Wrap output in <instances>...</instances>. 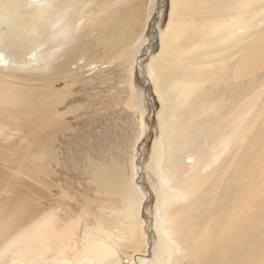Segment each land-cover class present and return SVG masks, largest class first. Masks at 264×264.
I'll use <instances>...</instances> for the list:
<instances>
[{
  "label": "bare ground",
  "instance_id": "obj_1",
  "mask_svg": "<svg viewBox=\"0 0 264 264\" xmlns=\"http://www.w3.org/2000/svg\"><path fill=\"white\" fill-rule=\"evenodd\" d=\"M169 1L165 29H157L162 0H150L143 31L133 46L126 47L131 23L141 8L120 13L116 0H0V152L51 151L53 135L64 131L59 126L61 119L72 112L60 111L69 97L68 89L77 84L82 88L102 85L104 81L94 77L84 82V72L97 66L100 69L110 58L122 59V51L127 52L123 71L129 104L141 112L129 171L114 163L89 161L88 165L97 190L119 199L121 220L116 224L125 236L96 218L93 227L83 224L81 238L70 231L49 232L43 227L27 233L7 229L0 232V264H264L261 243L256 247L262 241L257 230L260 221L250 225L247 208L250 187H259L264 181L259 169L248 170L247 146L255 143L250 163L257 168L264 161V144L260 143L264 138L257 132L264 128L260 124L253 127L256 115L246 118L244 92L224 116L207 123V130L196 123L201 114L196 109L200 97L189 99L201 59L220 52L217 71L228 73L226 86L234 80V88L248 86L243 81L248 65L264 57L261 0L220 2L219 10L229 12L225 18L241 20L229 42H221L223 47L219 41L225 29L218 26L202 37L191 35L183 54L163 57L175 15L182 10V0ZM246 23H252L249 30ZM147 29L151 32L150 50L145 49L142 37ZM121 46L124 48L117 51ZM154 49L157 52L153 54ZM145 58H149V65L141 72ZM177 58L180 62L174 64ZM135 69L141 72L144 85L139 93L133 85ZM57 82L63 86L57 89ZM150 92L158 101L160 129L148 166L156 178V186L149 189L156 199L153 217L145 212L149 199L142 191L140 165L144 140L151 132ZM143 104L145 110L141 109ZM189 126L195 128L194 136ZM226 129L230 132L222 135ZM252 129L257 132L249 135ZM196 138L201 140L199 144H194ZM2 162L1 176L17 179L21 175L19 166ZM30 178L36 180V176ZM206 183L211 186L206 187ZM0 187L1 194L7 193ZM204 206L198 223L194 219L187 222L188 216ZM142 218L148 219V224ZM147 226L156 241L143 231ZM250 231L256 233L252 236ZM122 241L130 246L129 254L120 250Z\"/></svg>",
  "mask_w": 264,
  "mask_h": 264
},
{
  "label": "rangeland",
  "instance_id": "obj_2",
  "mask_svg": "<svg viewBox=\"0 0 264 264\" xmlns=\"http://www.w3.org/2000/svg\"><path fill=\"white\" fill-rule=\"evenodd\" d=\"M220 2L231 4L232 0H182V10L180 14L175 15L169 33V46L164 51L163 57L171 53L176 54V56L183 54L187 40L191 35L196 38L197 35L202 37L218 26H223L225 29V36L220 39L219 44L222 41V44L229 42L231 32L240 25L241 20L239 17L235 20L225 18L229 12L227 9L219 10ZM149 3L150 0H116V7L120 13L141 8L131 23L130 40L124 44L126 47L127 45L128 47L133 46V41L143 31L147 13L145 8L148 7ZM261 3L264 13V0H261ZM169 8L170 1L163 0L159 10L160 18L157 22V29L160 31H163L167 25ZM251 25L252 23H246L245 27L249 30ZM142 37L145 40V49L150 50V30H145ZM222 44L221 47H223ZM122 46L116 50H122L125 47ZM156 52L157 49H154L153 54ZM126 53L122 51V59L119 56L112 60L111 58L108 59L100 66V69L97 66L96 69L84 72L82 76L84 82L94 77V79L103 80L102 85L97 88H82L81 84H77L68 89L71 94L69 93V97L66 98L67 101L64 105L66 108L62 107L60 111L71 109L72 112L61 119L59 126L64 131L53 135L50 142L51 151L40 153L31 150L29 152H0L1 172L3 171L1 169L3 160L8 161L7 166H19L22 171L17 179H6L0 175V185L7 190L5 194L0 192V196H2V199L0 197V232L8 229L27 233L43 227L49 232L70 231L76 238H81L83 224L93 227V221L96 218L114 233L125 236L124 230L121 231V227L116 224L118 220H121L119 199L114 194H105L97 190L89 174L88 165L89 161L114 163L121 166L125 172L129 171L131 147L138 133L141 112L138 107L132 108L129 104L130 91L124 83L125 74L123 71L125 63H127ZM131 54H134V50L131 51ZM221 54L220 52L207 55V57L203 56L201 65L197 67L198 73L195 77L194 91L189 94L190 100L198 96L202 99L201 102L200 99L197 101L196 109L201 114L198 113L200 116H197L196 123L201 124L206 130L209 129L210 126H207V123L219 118L220 115L224 116L227 109L233 106L238 98H242L240 94L244 92L242 95L245 98L246 106L243 112H246V118L250 120L252 115H256L253 117V127L260 124L259 127L264 128V57L262 60L248 65L249 70L243 77L244 83L248 86L246 88H234L235 80L228 87L225 84L229 77L228 73L223 70L217 71ZM173 62L177 64L180 60L177 58ZM148 63L149 58H145L140 68L141 72L142 70L146 71ZM141 72L138 69L134 71L133 85L137 93L144 91ZM55 85L58 89L63 86V83L57 82ZM149 94L152 106L151 132L144 140L140 165L144 171L141 174L142 191L149 199L145 206V212L148 210L147 216L153 217L156 199L149 189L156 186V178L148 166L151 165L152 146L154 141L159 138L160 129L156 118L159 108L158 101L152 92ZM24 99L28 98L23 97L22 100ZM141 109L145 110L146 106L143 104ZM227 129L221 134L229 133L230 129ZM254 132L257 131L252 129L249 135ZM189 133L194 136L195 128L189 126ZM257 133L258 136L264 138V131ZM200 142L201 140L196 138L194 144ZM260 143L263 145L264 140H261ZM254 144L250 143L247 146L248 170L253 172L255 169H259V173H263L261 176H264V161L257 168L250 163L252 152L256 149ZM204 151L206 152V150ZM223 157L224 154L221 158ZM208 172L202 173L200 177L205 176ZM32 176H36V180L30 178ZM205 186H211V183H206ZM205 186L201 190H204ZM263 192L264 181L259 187H254V189L250 187L247 194L250 225L260 221V227L257 230L262 241L257 242L256 247L259 248L261 243L262 255H264ZM205 208V206L201 207L198 212L188 216L189 221L187 222L191 224L190 219H194L193 221L198 223L203 215L201 209L205 210ZM252 212L258 214L255 215ZM142 220L148 224V219L142 218ZM143 231L153 241H156L154 232L149 230L148 226ZM255 233L251 232L250 234L253 236ZM122 242H119L118 245L120 250L124 254H129L130 246L125 241ZM124 246L128 247L125 249Z\"/></svg>",
  "mask_w": 264,
  "mask_h": 264
},
{
  "label": "water",
  "instance_id": "obj_3",
  "mask_svg": "<svg viewBox=\"0 0 264 264\" xmlns=\"http://www.w3.org/2000/svg\"><path fill=\"white\" fill-rule=\"evenodd\" d=\"M162 2H163V0H162ZM162 2H161V4H162ZM155 19V18H154ZM148 108H149V111L148 112H150V105H148ZM147 123H148V121H147ZM149 124V123H148ZM139 182V181H138Z\"/></svg>",
  "mask_w": 264,
  "mask_h": 264
}]
</instances>
